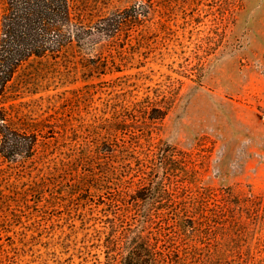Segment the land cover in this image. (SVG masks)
Instances as JSON below:
<instances>
[{"label":"rangeland","instance_id":"374dc122","mask_svg":"<svg viewBox=\"0 0 264 264\" xmlns=\"http://www.w3.org/2000/svg\"><path fill=\"white\" fill-rule=\"evenodd\" d=\"M84 2L85 40L0 96V264H105L117 208L182 264H264V0Z\"/></svg>","mask_w":264,"mask_h":264},{"label":"trees","instance_id":"16d2710c","mask_svg":"<svg viewBox=\"0 0 264 264\" xmlns=\"http://www.w3.org/2000/svg\"><path fill=\"white\" fill-rule=\"evenodd\" d=\"M1 10L0 96L18 69L29 59L59 55L66 48L82 43L93 30L84 0H5ZM124 22L125 19L119 15L107 25H99L97 32L113 37L111 34L117 33ZM159 112L161 115L158 119H161L165 114L161 110ZM0 121V138L11 144L13 150L16 149L17 140L14 137L18 136L17 131L4 117H0ZM150 192H153L152 189ZM116 210L113 221L115 230L104 244L105 264L185 262L180 258L181 246L175 239L178 237L166 233V227L159 225L155 229L154 219L145 218L141 226L135 225L137 231L132 238L130 233L133 227L126 224L128 216L120 208ZM125 251L126 254L123 253Z\"/></svg>","mask_w":264,"mask_h":264}]
</instances>
